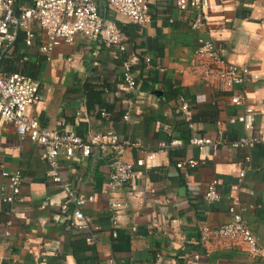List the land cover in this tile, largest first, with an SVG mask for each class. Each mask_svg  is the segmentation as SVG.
I'll use <instances>...</instances> for the list:
<instances>
[{
    "label": "crops",
    "instance_id": "crops-1",
    "mask_svg": "<svg viewBox=\"0 0 264 264\" xmlns=\"http://www.w3.org/2000/svg\"><path fill=\"white\" fill-rule=\"evenodd\" d=\"M104 4L99 0L103 14ZM195 16L175 0H151V20L144 25L111 16L126 36L137 91L122 82V65L111 49L90 38L61 43L48 60L38 48L47 36L35 24L33 47L17 39L6 52L2 70L10 64L13 72L40 81V101L28 112L43 125L82 137L111 127L139 144L126 152L133 163L162 141L179 138L182 144L157 152L148 166H135L133 178L116 190L108 184L110 165L101 153L63 155V178L80 196L94 197L84 207L89 225L80 229L72 215L60 212L64 192L47 176L42 147L21 139L15 126L0 117V192H10L3 172L22 175L20 193L0 203V263L35 264L45 258L47 264H108L113 255L119 264H155L160 254L163 264H264V256L251 255L243 242L200 239L204 225L219 226L241 212L264 247V0H211L208 24L201 29L192 28ZM206 39L226 61L249 69L241 85L228 90L218 74L222 67L195 56ZM233 94L244 96L246 103L233 105ZM183 99L193 110L194 133L215 139L217 120L241 114L246 105L255 111L253 130L228 123L226 142L217 153L211 146L191 145V128L174 110ZM103 110L109 117L101 115ZM127 111L130 118L125 119ZM254 135L261 142L253 147L230 145ZM186 158L197 165L179 169L176 163ZM214 178L221 198L207 203L204 194ZM114 202L121 206L113 207ZM113 214L119 219L117 237L112 235Z\"/></svg>",
    "mask_w": 264,
    "mask_h": 264
},
{
    "label": "built area",
    "instance_id": "built-area-1",
    "mask_svg": "<svg viewBox=\"0 0 264 264\" xmlns=\"http://www.w3.org/2000/svg\"><path fill=\"white\" fill-rule=\"evenodd\" d=\"M105 1V13L99 6V0H31V4L16 8V0H0V117L13 124L21 139L29 138L42 147V155L48 164L47 176L59 184L64 192V199L60 206L63 215H72L74 224L84 229L89 225L90 217L84 212L87 203L94 201V197H82L77 189L66 181L61 174L60 158L63 155L72 157L75 155L90 156L93 152L101 153L110 165L108 184L112 190H116L127 184L135 173V166L150 165L157 152L173 149L182 144L181 139L173 138L159 143L156 150L147 151L139 157L135 163L126 159V152L132 146L139 144L130 139L123 138L113 128L98 131L87 137L74 133L61 132L56 128L43 125L37 116L28 112L29 107L40 101V81L23 72H4L1 69L3 54L12 49L21 31L25 32L24 43L28 48L35 45L37 32L34 28L38 25L47 36L45 43L38 45L39 50L51 59L54 48L61 43H74L78 37L90 38L95 42L111 49L114 59L122 65V82L131 91H137V77L133 71L132 63L128 57L126 36L119 25L117 18L144 25L151 20V0H103ZM223 2L224 0H220ZM181 10L192 9L196 16L192 21V28L206 27L209 21L211 0H175ZM125 55V56H124ZM195 56L203 61H212L222 67L218 71L228 90H233L236 85H241L249 69L241 64L226 61L211 39L204 40L196 49ZM24 55V59H26ZM151 63V57L146 59ZM205 62V63H206ZM161 70H165L160 67ZM206 75L212 73L207 66ZM233 105L246 103L244 96L233 94L230 99ZM175 112L181 115L191 128L189 143L200 148L211 146L213 152L221 148L226 142L228 123L240 122L247 131H252L255 121V111L252 106L246 105L239 115H233L225 120H217V137L215 139L194 133L193 110L189 102L183 99L175 106ZM103 117H109L105 110L101 112ZM123 117L130 118L127 111ZM261 142V138L243 136L230 142L233 148L253 147ZM194 158H186L178 161L179 169H191L197 165ZM9 179V193L0 192V203L12 202L20 193L22 175L20 171L12 173L3 172ZM245 171H241L240 180ZM219 180L212 179L206 188L204 198L207 203L219 201ZM232 189L238 190L239 184L232 185ZM237 201L241 196H236ZM113 207L121 206V203H112ZM113 226L112 235L118 236L119 219L116 214L111 217ZM212 237H221L231 241L243 242L247 250L253 256H264V247L260 244L259 237L251 229L241 212L234 214V218L219 226L204 225L200 229V239L209 241ZM108 264H119L113 255H109ZM4 264V263H0ZM35 264H47L45 258L36 259ZM155 264H163L162 255L158 254Z\"/></svg>",
    "mask_w": 264,
    "mask_h": 264
},
{
    "label": "trees",
    "instance_id": "trees-1",
    "mask_svg": "<svg viewBox=\"0 0 264 264\" xmlns=\"http://www.w3.org/2000/svg\"><path fill=\"white\" fill-rule=\"evenodd\" d=\"M25 1L26 2H29L30 1L31 2V0H16L17 12H19V5L23 4ZM24 37H25V32L21 31L19 33L18 40H22V39H24ZM5 54L6 53L3 54L2 59H4ZM3 62H4V60L1 62V67H3ZM5 69H7V70H3V71H5L7 73H10V72H13L14 71V68L12 66H10V64H8V66Z\"/></svg>",
    "mask_w": 264,
    "mask_h": 264
},
{
    "label": "water",
    "instance_id": "water-1",
    "mask_svg": "<svg viewBox=\"0 0 264 264\" xmlns=\"http://www.w3.org/2000/svg\"><path fill=\"white\" fill-rule=\"evenodd\" d=\"M155 93H157V94H161L162 91H160V90H155Z\"/></svg>",
    "mask_w": 264,
    "mask_h": 264
}]
</instances>
